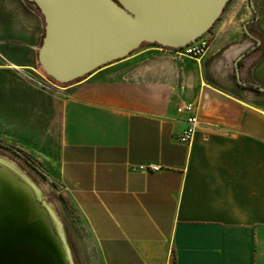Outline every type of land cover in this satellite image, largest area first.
Wrapping results in <instances>:
<instances>
[{
    "label": "crops",
    "instance_id": "0c3cea01",
    "mask_svg": "<svg viewBox=\"0 0 264 264\" xmlns=\"http://www.w3.org/2000/svg\"><path fill=\"white\" fill-rule=\"evenodd\" d=\"M13 5L0 0V25L12 24ZM204 36L219 55L212 72L235 69L240 84L264 91V0H230ZM175 51L149 43L52 93L10 83V63L25 65L2 51L0 128L21 130L24 107L36 125L57 123L56 181L100 264H264V109L208 83L201 59L179 62ZM126 63L128 76L113 69ZM185 104L200 121L190 145L179 140Z\"/></svg>",
    "mask_w": 264,
    "mask_h": 264
},
{
    "label": "water",
    "instance_id": "95a60500",
    "mask_svg": "<svg viewBox=\"0 0 264 264\" xmlns=\"http://www.w3.org/2000/svg\"><path fill=\"white\" fill-rule=\"evenodd\" d=\"M26 1L45 21L39 66L51 80L72 84L144 44H192L230 0ZM56 222L32 184L0 163V264H72Z\"/></svg>",
    "mask_w": 264,
    "mask_h": 264
},
{
    "label": "rangeland",
    "instance_id": "374dc122",
    "mask_svg": "<svg viewBox=\"0 0 264 264\" xmlns=\"http://www.w3.org/2000/svg\"><path fill=\"white\" fill-rule=\"evenodd\" d=\"M22 1L14 0L10 20L12 24L6 27L0 25V39L6 38L7 40L4 47L0 43V57H2L1 52L3 51L10 56V62L25 65L22 69L12 68V63H10L8 73L10 83L16 80L19 83H24L25 91L35 89L39 92L44 90L52 93L57 89L35 88V86L38 87L37 78L39 75H43L37 60V48L41 46V41L44 38L45 21L43 16L38 14L36 7L26 1L25 5V2ZM147 46L149 44L141 46L134 53ZM173 56L179 62L195 61L193 58L180 57L176 53ZM218 56L216 54L209 56L207 52L201 58L204 80L231 92L234 97L246 101L253 107L264 109V91L250 89L248 86L240 84V81L243 82V78L239 79L235 69L228 72L222 71L218 74L211 71L210 65ZM115 68L119 75H129V64L126 63L113 69ZM217 75L224 77V86H220L218 80H215ZM23 109L21 130L14 131L9 126L5 129L0 128V163L16 170V173L29 181L39 198L45 202L64 236L72 264H100L93 234L85 225L81 215L65 199L64 193L56 181L58 171L55 163L58 151L55 149L53 141L57 123L52 122V125L45 129L44 125L39 126L34 123L35 117L31 107ZM45 118L44 122L47 120V117Z\"/></svg>",
    "mask_w": 264,
    "mask_h": 264
},
{
    "label": "built area",
    "instance_id": "2783aa9c",
    "mask_svg": "<svg viewBox=\"0 0 264 264\" xmlns=\"http://www.w3.org/2000/svg\"><path fill=\"white\" fill-rule=\"evenodd\" d=\"M210 46V40L205 36L198 38L192 44L182 47L181 49L176 50V54L183 58H199L205 56ZM41 81L36 82V84L45 89L50 90L56 87V85L48 78L43 75H39ZM178 113L187 114V127L184 129L183 133L180 134L179 140L183 145H190L193 142L197 127L200 126V121L198 116L194 113L195 107L193 104H185L181 105L178 108ZM140 170L147 171V172H157L162 169L160 165H141L139 167Z\"/></svg>",
    "mask_w": 264,
    "mask_h": 264
},
{
    "label": "trees",
    "instance_id": "16d2710c",
    "mask_svg": "<svg viewBox=\"0 0 264 264\" xmlns=\"http://www.w3.org/2000/svg\"><path fill=\"white\" fill-rule=\"evenodd\" d=\"M36 9H37V7H36ZM37 11L40 13V11L37 9ZM40 69H41V72L43 73V75H45L46 77H48L47 75H46V72L43 70V68L42 67H40ZM49 78V77H48ZM50 80H51V78H49ZM53 83H55L56 85H58V86H64L65 85V83H59V82H55V81H53V80H51Z\"/></svg>",
    "mask_w": 264,
    "mask_h": 264
},
{
    "label": "bare ground",
    "instance_id": "6f19581e",
    "mask_svg": "<svg viewBox=\"0 0 264 264\" xmlns=\"http://www.w3.org/2000/svg\"><path fill=\"white\" fill-rule=\"evenodd\" d=\"M11 67L12 68H19L17 65H12V64H11Z\"/></svg>",
    "mask_w": 264,
    "mask_h": 264
}]
</instances>
